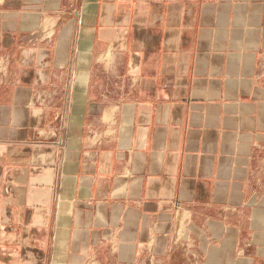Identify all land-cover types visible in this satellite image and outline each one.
Returning a JSON list of instances; mask_svg holds the SVG:
<instances>
[{"label":"crops","instance_id":"0c3cea01","mask_svg":"<svg viewBox=\"0 0 264 264\" xmlns=\"http://www.w3.org/2000/svg\"><path fill=\"white\" fill-rule=\"evenodd\" d=\"M0 264H264V0H0Z\"/></svg>","mask_w":264,"mask_h":264}]
</instances>
